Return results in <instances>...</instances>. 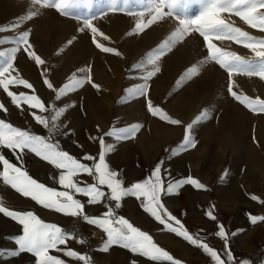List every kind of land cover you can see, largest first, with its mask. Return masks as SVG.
I'll list each match as a JSON object with an SVG mask.
<instances>
[{
	"label": "rangeland",
	"instance_id": "374dc122",
	"mask_svg": "<svg viewBox=\"0 0 264 264\" xmlns=\"http://www.w3.org/2000/svg\"><path fill=\"white\" fill-rule=\"evenodd\" d=\"M107 4L108 0H73L68 9L70 14L64 16L54 8L32 5L30 0H0V27L12 25L30 11L37 12L15 32H0V39L8 40L0 47H11V39L16 34L29 30V41L33 45L30 51L44 61V64L36 65L21 48L13 61L15 71L12 75L18 74L33 88L10 86L9 90L37 95L46 108L68 105L58 121L63 125L61 132L64 133L54 137L58 141L70 131L104 136L112 129L139 124L135 136H140V140L152 149L161 146L170 150L177 148L183 140L185 126L202 110H208L209 117L193 126L195 147L179 151L175 155L177 162L184 168L189 163L187 172L207 181L210 192L223 199L236 201L244 194L248 197L254 193L264 195V113L249 111L228 94L227 73L214 61L200 63L207 55L203 38L190 31L172 44L157 62L160 72L148 81V93L125 102L122 99L125 89L143 83L132 66L168 39L178 25V19L166 16L149 26L147 20L151 13L145 11L147 0H128L126 5L120 0L119 6L123 9L120 12L110 10ZM182 6L186 18L199 14L200 5L196 0H187ZM260 11L264 12V9ZM221 18L257 39H264V32L244 24L235 14L225 12ZM85 20L97 28L95 37L84 27ZM137 22L146 25L143 31H136ZM93 38L103 47L113 48L114 52H102L93 43ZM212 42L242 58L254 59L250 49L235 41ZM192 65L198 67V72L177 85V80ZM74 73L78 77L87 76L91 82L86 80L75 91L56 101L54 91L44 84V80L59 89ZM233 81L237 93L264 100V80L259 76L234 74ZM93 84L99 87L94 88ZM4 100L8 103L10 98L0 89V102ZM148 101L181 123L172 125L153 116L147 110ZM33 112L41 114L38 109L23 105L24 126L33 120L30 114ZM34 125H37L35 121Z\"/></svg>",
	"mask_w": 264,
	"mask_h": 264
},
{
	"label": "snow or ice",
	"instance_id": "6c2138e0",
	"mask_svg": "<svg viewBox=\"0 0 264 264\" xmlns=\"http://www.w3.org/2000/svg\"><path fill=\"white\" fill-rule=\"evenodd\" d=\"M127 2L128 0H123L125 5ZM196 2L200 5L199 14L189 19L186 18L187 13L182 6L187 3V0H147L145 11L151 13L147 25L150 26L166 16L177 18L178 25L167 40L157 48L150 50L145 57L132 66V70L139 73V78L143 83L125 89V95L122 99L127 102L128 98L134 99L145 96L149 90L148 81L160 72L157 62L170 49L172 44L192 31L203 38L207 49V55L200 63L203 64L209 60L214 61L227 73L228 94L249 111L264 113V100L259 97L252 99L242 92L237 93L234 91L233 81L234 74L255 75L264 80V39H257L221 18V14L225 12L235 14L244 24L264 32V12L260 11V9H264V0H196ZM30 3L39 7L54 8L61 15L68 16L70 14L68 9L72 6L73 0H30ZM119 5L120 0H108L107 7L112 11H123ZM36 15V11H30L25 16L17 18L12 25L0 27V32H15L23 22L32 19ZM140 15H143V13ZM83 23L84 27L89 28L93 37H95L98 31L97 28L93 27L88 20ZM145 27L146 25L143 22L135 24L137 32L143 31ZM29 37V30L19 32L11 39V47H0V89L10 98L11 104L18 109H22L23 105H27L29 109H38L41 114L34 112L30 114L35 123L46 130L47 135H40L28 129L15 127L10 122L0 119V149H7L18 160L27 151L47 162L58 170L57 174H53L50 178L57 181L63 190L48 187L34 179L26 170L11 162L0 152V180L3 184L10 186L11 189L23 197L31 198L44 209L79 218L81 222L95 226L104 234L102 245L98 248L99 251L108 252L112 246H119L134 255L147 258L155 264H165V262H168V264H181L179 260L174 259L171 254L158 246L149 233L133 226L129 220L116 214V209L121 207L123 198L135 197L140 201L144 212L163 226V231L173 233L190 245L201 249L210 258L212 264H252L251 261L246 259L235 260L227 243L228 233L225 232L222 224L217 225L215 232L218 238L225 241L224 250L220 252L211 247L206 239L187 230L186 226L176 216L172 215L162 203V196L179 194V190L185 185H190L196 190H205V185L199 180L192 176L172 179L171 174L167 173L166 170H164L165 174L162 175V166L165 161L161 160L156 163L146 178L126 186L125 181L120 178V173L109 167L106 163V155L114 150L115 145L106 144L104 137H112L117 141L126 140L135 136L140 128L139 124L112 129L104 133V136L99 138L100 151L98 159L88 154L82 157L83 160L92 161L91 165L82 163L80 159L61 149L59 142L54 137L64 134L61 132L63 125L58 121L65 114L68 105L63 107L50 105L46 108L37 95H28L24 92L15 93L9 90L10 86L33 88L31 83L19 78L18 74L12 75L15 71L13 61L16 53L21 48L30 58L34 59L36 65L44 64V61L34 51H30L33 45L30 43ZM225 39L235 41L244 48L250 49L254 54V59L242 58L235 52L225 51L217 47L212 42L213 40L223 41ZM6 43H8L7 38L0 39V46ZM68 43L70 44L71 41ZM93 43L102 52H114L113 48L103 47L96 43L94 38ZM79 71L83 73L84 69ZM197 72L198 67L196 65L188 67L177 80V85H180L186 79L192 78ZM86 80L91 82L87 76L81 75L78 77L74 73L68 78V82L64 83L59 89H54L47 79L44 80V84L54 91V99L59 101L62 97L82 86ZM92 86L94 88L99 87L95 84ZM0 110L7 113V108L2 102H0ZM147 110L153 116H159L160 119L172 125L181 123L178 120L171 119L159 107H153L150 101L147 102ZM46 112L49 115H44ZM208 117L209 111L202 110L191 123L185 126L183 140L177 148L171 149V156L177 155L179 151L186 150L190 146L195 147V142L192 139L193 126ZM82 174L88 175L92 179V183L75 179ZM76 195L86 197L88 205L106 201L105 207L107 210L99 216H89L84 211L85 203L77 199ZM251 199L258 200V197L251 196ZM0 214L11 218L22 226L21 233L13 238L16 247L8 251L0 250V255L16 257L21 253H28L35 258L34 264H65L64 260L49 254L50 250H54L63 252L64 256L79 260L83 264H89V257L86 254L60 247L66 245L69 239L76 238L74 232L63 229L55 223L44 222L32 211L10 210L2 201H0ZM205 214L209 219L216 220L211 211ZM248 219L254 224L257 221H264V215L248 214ZM236 234V232L231 233L233 236ZM76 242L86 243L83 238L77 239ZM261 264H264V262H261Z\"/></svg>",
	"mask_w": 264,
	"mask_h": 264
},
{
	"label": "crops",
	"instance_id": "0c3cea01",
	"mask_svg": "<svg viewBox=\"0 0 264 264\" xmlns=\"http://www.w3.org/2000/svg\"><path fill=\"white\" fill-rule=\"evenodd\" d=\"M7 108V113L0 110V119L10 122L13 126L21 129H28L36 134L47 135L39 125H34V121H29L24 126L23 106L18 109L6 100L2 102ZM32 118V117H31ZM92 137H95L92 139ZM102 135L86 136L82 131L68 132L58 141L61 149L67 151L70 155L80 159L82 163L91 165L92 161L83 160L85 154L98 159L100 145L99 138ZM84 138L87 140H84ZM92 139V140H91ZM106 144H114V150L106 155V163L109 167L120 173V178L125 181V185L141 181L148 176L158 161H165L162 166V175L171 174L172 179L185 178L192 176L205 185V190H196L190 185H185L179 190V194L171 196H162V203L166 209L176 216L191 233H197L201 238L214 249L223 252L225 241L215 235L217 225L222 224L225 232L228 233L227 243L235 260L246 259L252 264H261L264 262V221L251 223L248 214L260 216L264 215V195L259 193L251 194L249 197L244 194L236 201L221 198L210 191L208 182L192 175L189 166L184 168L182 163L177 162L175 156H171L170 150L165 147L150 148L148 144L140 140V136L130 137L126 140H114L112 137H104ZM0 152L11 162L26 170L34 179L44 183L48 187L60 188L57 181L51 179L58 170L53 166L36 157L33 153L25 152L19 160L7 149H0ZM75 179L86 183H92V179L82 174ZM251 196L258 197V200L251 199ZM82 203H85L84 211L89 216H99L107 209L106 201L103 203L88 205L87 198L76 195ZM0 201L10 210L32 211L44 222L55 223L62 227L71 216L56 213L55 211L44 209L29 197H23L16 193L10 186L4 185L0 180ZM211 211L216 220H211L206 216V212ZM116 214L129 220L133 226L149 233L154 242L162 249L166 250L179 260L181 264H212L210 258L203 251L195 246L185 242L182 238L173 233L163 231L162 225H159L154 218L145 213L141 207L140 201L135 197H126L121 201V207L116 209ZM94 239L99 243L92 253H85L80 244L75 240L69 239L66 245H61L62 249L67 248L77 251L80 254H86L89 257V264H155L147 258L134 255L130 251L119 246H112L108 252L99 251L102 245L103 233L95 226L83 223ZM22 226L11 218L0 214V250L8 251L16 247L13 238L20 234ZM236 232L235 236L231 233ZM258 249L260 257L252 259L246 254V250ZM51 255L65 261V264H83V262L69 258L63 255V252L50 250ZM34 257L28 253H21L16 257L9 255H0V264H34ZM168 264V262H165Z\"/></svg>",
	"mask_w": 264,
	"mask_h": 264
},
{
	"label": "built area",
	"instance_id": "2783aa9c",
	"mask_svg": "<svg viewBox=\"0 0 264 264\" xmlns=\"http://www.w3.org/2000/svg\"><path fill=\"white\" fill-rule=\"evenodd\" d=\"M62 228L74 232L76 238L72 240L76 241L77 239L83 238L86 243L79 244L85 253H92L95 248L99 246V243L94 239L92 234L85 229L83 222H81L79 218L69 217ZM245 252L252 259L260 257V251L258 249L249 248Z\"/></svg>",
	"mask_w": 264,
	"mask_h": 264
}]
</instances>
